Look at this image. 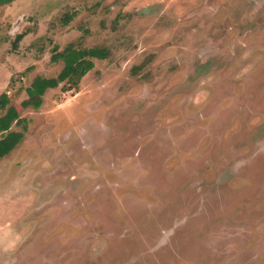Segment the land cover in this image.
I'll return each mask as SVG.
<instances>
[{"label":"rangeland","instance_id":"1","mask_svg":"<svg viewBox=\"0 0 264 264\" xmlns=\"http://www.w3.org/2000/svg\"><path fill=\"white\" fill-rule=\"evenodd\" d=\"M67 48L104 57L33 109ZM2 93L0 264H264V0H14Z\"/></svg>","mask_w":264,"mask_h":264},{"label":"trees","instance_id":"2","mask_svg":"<svg viewBox=\"0 0 264 264\" xmlns=\"http://www.w3.org/2000/svg\"><path fill=\"white\" fill-rule=\"evenodd\" d=\"M14 0H0V7L7 5ZM67 21L71 18L66 16ZM68 19V20H67ZM25 34H18L14 39V44L18 43ZM103 53V52H102ZM104 55L95 50H80L67 48L62 52L53 51L52 62L62 61L63 67L56 77H37L29 87L25 89L27 104L37 110L42 104V97L47 90L56 89L61 86V91L67 92L76 90L82 77L88 72L91 65L85 58H101ZM8 98L5 93L0 95V113L7 107ZM20 127L19 131L12 130V126ZM27 129V121L19 118L14 112L13 115L6 113L0 116V159L7 156L24 138Z\"/></svg>","mask_w":264,"mask_h":264}]
</instances>
